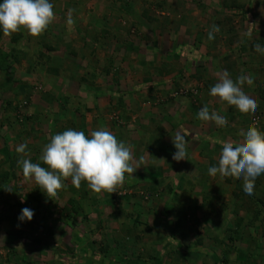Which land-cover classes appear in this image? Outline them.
Segmentation results:
<instances>
[{
    "label": "rangeland",
    "instance_id": "obj_1",
    "mask_svg": "<svg viewBox=\"0 0 264 264\" xmlns=\"http://www.w3.org/2000/svg\"><path fill=\"white\" fill-rule=\"evenodd\" d=\"M114 1L118 3L116 9L111 0H104L106 9L102 0H50V3L54 5V22L67 20L70 9L76 17L86 13L81 21L94 27L93 34L107 28L104 33L111 41L114 28L109 26L118 25L116 38L121 42L130 41L131 48L136 47L134 41L141 40L144 44L143 40L148 39L144 31V24L148 22L146 13L139 16L133 13L134 5L143 3L152 8L154 4L156 11L163 6L169 13L170 9L178 7L165 0H134V5L131 0ZM262 1L190 0L189 4H183L188 13H175L184 16V22L193 23L191 31L183 33L188 48L183 47L185 54L178 59L171 54L165 60L163 46L156 56L159 59L156 65L158 68V64L165 62L169 67H163L166 72H158L154 67V72L161 76L181 75L183 79L170 88L171 93L181 87L197 90V104H201L197 110L212 101L218 114L227 118L228 125L218 127L214 122L197 119L189 123L184 121V132L179 133L187 139V150L199 151L187 152L185 160L166 161L147 175H125L116 193L93 192L85 181L76 188L68 178L56 197H48L33 179L20 178L18 172L22 166L17 164L20 154L15 151L19 144L28 145V140H33L35 148L27 146L25 158L33 163L40 162L41 153L35 144L39 142V135L33 130L39 117L36 114V119H31L32 108H37L42 116L44 111L51 116L60 114L67 106L66 98L73 106L72 100H75L77 86L81 83L76 78L79 75L71 74L64 51L57 47L61 39L57 37L60 35L52 33L54 22L38 37L29 35L24 29L5 37L0 29V264H100L102 258L109 259V254L113 255L110 257L113 264H264V208L258 206L259 199L264 202V174L256 179L251 195L244 192L242 179L208 174V168L216 165L222 150L220 141L239 142L242 139L239 133L253 125L264 132V120H251L253 113H241L234 106L209 95L210 87L218 82L219 74L224 71L233 81L241 74L251 75L253 85L245 84L243 90L256 99L257 111L264 108V52L254 49L255 44L264 48ZM98 10L106 12L103 14L108 16L107 27L90 16ZM117 10L121 15L115 19ZM213 24L220 30L209 40L208 33ZM199 28L204 30L199 33ZM169 38L171 42L172 36ZM173 38L176 40V35ZM127 41L120 47L125 49ZM170 60H175L172 71ZM82 62L81 70H84L86 61ZM89 69L82 75L85 76ZM26 87L29 88L27 93L18 96ZM79 93L85 92L78 90ZM46 95H50V103ZM27 99L30 104L25 101ZM68 108L66 116L74 112L70 106ZM100 108L81 107L76 117L85 116L84 122L90 123L102 116L103 124L118 118L119 121L130 119V113L122 109L120 102L111 101ZM208 108L212 109L211 106ZM168 110L169 118L178 117ZM148 117L137 119L147 122ZM52 121L56 125L60 122L53 118ZM69 122L51 130L49 121L47 134L51 133V137L61 133V128L65 131L75 127ZM151 123L139 134L147 133L148 138H157L159 134L154 133L161 131L154 128V118ZM156 123L160 128V121ZM111 124L94 130L105 128L122 141L109 129L113 128ZM206 146L210 148L207 150ZM173 149L170 157L176 151L175 147ZM132 152L135 157L133 149ZM189 154L193 159L188 157ZM41 166L45 167L42 163ZM161 181L160 188L151 190L150 187ZM170 185L172 189L167 192L164 187ZM24 208L34 212L31 221L18 220ZM246 215L249 217L247 224L244 222ZM237 217H242L243 226H235ZM54 238L64 240V245L60 243L59 246ZM75 244L77 249L69 252ZM253 254L256 256L252 257ZM26 256L37 257L26 259Z\"/></svg>",
    "mask_w": 264,
    "mask_h": 264
},
{
    "label": "crops",
    "instance_id": "obj_2",
    "mask_svg": "<svg viewBox=\"0 0 264 264\" xmlns=\"http://www.w3.org/2000/svg\"><path fill=\"white\" fill-rule=\"evenodd\" d=\"M131 1H133L134 5V0ZM165 1L168 3L174 2L178 7L174 8L173 10L170 9L171 13H169V10L163 6L156 11V9H154V4H152V8L149 4L143 6V3H137L136 6H133V13H138V16L141 15V13H146V17L148 18L147 24H144L145 22L143 20L141 21H143V24L145 25L144 31L146 33V36H148V39L143 40L142 43L144 44H141V40L134 41L136 47L133 46L132 48L131 46H129L130 41L127 40H124L127 41L126 48L123 49L120 47V44L122 45V42L124 41H118V39L116 38V35L118 34L117 31H119L118 25L109 26V28H114L112 31L113 35L110 37L111 41L106 38L104 33V31H107V28L103 29L99 33L93 34L91 30L94 27L92 25H87V23L82 24L81 18H83L86 13H81L77 17L73 15L75 16L74 21H77V24H74L72 26L67 25L65 19L54 22L55 24L53 25L54 28L52 33L60 35L57 37H60L61 39L60 46L57 47L60 48V50L64 51L66 61H68L69 63L71 74L79 75V77H76L79 80L78 82L81 83L77 86L79 87V92L84 91L85 93H79L78 95L77 90L75 94V100H72L73 106L71 101L69 102V100L66 98L67 100L65 101L67 102H65V104H67V106L66 108H64L66 110L64 111V109H62L60 114H54L53 116L45 111L44 114L46 115L43 114L42 116V113L37 108H32V112L34 115L31 119H36V114L39 117V119L36 120L37 126H35V129L33 130H35V132L39 135V142L35 144L40 153L42 152L44 145L50 141L51 133L47 134L46 124H48V122L50 121L49 128L53 130L54 128H58V125L64 123L66 124L70 120L69 123L71 127L73 126V124L75 126L72 127V129L74 128L73 130L83 131L86 136L90 135V133L94 131V128L96 129L99 127H105L112 123L111 127L113 128L109 129H111L118 136V138L120 137L126 145L131 146V150L133 149L135 153L134 160H139L141 157H143V163L135 173H145L147 175L149 172L154 171L160 164H166V161L172 162L173 158L172 156L170 157V155L174 151V145L172 143L173 135H176L177 133H179V131L184 132V121H187L189 123L190 120L192 121L199 119L197 118V107H195L191 103L188 96L172 97L170 94V88L172 86L174 87L175 85H178L179 81L183 79V77L181 75L174 74L165 75V73V76H161L160 73L156 74L154 72V67L158 70V72H166L163 67H169V64H165V62L158 64V68L156 65V62H158L159 60L156 58V56L159 55V52L162 50L163 46L164 53L162 57L166 58L165 60H167L171 54L174 58L176 56V59H178L180 56H183L182 54H185L184 50L182 49L183 47L186 48L188 45L184 42L183 33L190 32L193 26V23L189 22V20H186L185 22L183 21L185 19L184 16L180 17V15H175V13H183V11L188 13L189 10L187 11L186 9H184L183 4H189L190 0ZM102 2L104 4V0H102ZM111 2H113L116 9L118 7L116 6V4L118 3H116V1L114 0H111ZM211 2H214V0H211ZM104 6L106 9L107 5L104 4ZM186 7L188 8V5H186ZM103 13L106 12L98 10L90 13V16L92 18L95 17L97 21L100 20L98 23L103 24L104 27H107L105 23L107 24L108 22V16L104 15ZM193 13H196V11H193ZM107 14L109 15L108 12ZM110 15L112 14L110 13ZM115 15L116 16H114V18L117 19V16H120L121 13L117 10L115 12ZM83 28L86 29L83 31ZM202 30H204V28H202ZM202 30L201 28H199L198 32L200 33ZM158 31L161 32L162 35ZM170 35L172 36L171 42L169 38ZM174 35H176L177 41L174 40ZM152 39L153 41H151ZM134 42L132 41V43ZM166 43H168V45ZM74 50L77 52H74ZM82 60L86 61V67L84 70H81L82 64L84 63L82 62ZM59 61H62V59H59ZM169 62L173 63L172 68H169L172 71L174 69L173 65L175 63V60H170ZM64 67L66 66L64 65ZM88 69L89 72L85 76H83L82 73L84 74V72H86ZM28 87L24 89L22 88L23 90L18 96L21 97L25 95L29 90ZM49 96L50 95L45 96V98L48 99V103L51 102V100L49 99L51 97ZM25 98L26 96L23 99ZM27 100L25 101L30 104V100ZM111 101L120 102L122 109L125 112L130 113V119H126V121H119L118 118L110 121V123L103 124L101 119L102 116H100L97 117V119L92 120L90 123H87L84 122L83 117L85 116L76 117L77 113H75V111L68 116H66L68 112L65 113L69 110L68 106H70L73 110L74 108L81 109V107L101 109V106H107L108 102ZM170 104L174 105V107H170ZM199 105L201 106V104ZM206 105L212 107V109L209 108L210 112L213 110H218L214 107L212 101L207 102ZM59 106L61 108L63 107V105ZM53 110L55 111L56 109ZM167 110L171 115L178 116L179 118H169L170 116L168 115ZM147 116H149V120L147 122L146 120L137 119L139 117L145 119V117ZM52 118L55 119V121L60 122L56 125L53 123ZM153 118L155 121L154 128L157 131H161L154 134H159V136L157 138H148L147 136H145L147 135V133H145L144 135L139 134L141 129H148V127L152 125L151 121L153 120ZM159 121L160 128L156 123ZM199 125H197V130H200L201 128ZM125 129H128V131H126ZM62 132L63 130L61 128V133ZM28 142V147L35 148L33 140H28ZM208 148L210 147L206 146L207 150ZM196 151H199V149H196L195 151L187 150V152H190V154L195 153ZM137 152L139 153L138 157H136ZM190 154L188 155V157H191V159H193ZM44 166L46 167V165ZM18 173L20 178L24 180L25 178L22 174V169ZM125 175L127 176L128 174L126 173ZM155 187H157V184L153 188H150L151 190H153L155 189ZM39 189L41 188L39 187ZM82 194H86V192H82ZM86 195H88V193ZM88 199L90 200V202H92L90 197H88ZM12 207L13 205L10 208ZM120 222H122V220H120ZM60 239L61 238H54L53 240L59 243V246H61L60 243L64 245V240L62 241ZM35 247L38 249L40 248L36 245ZM75 249H77L76 244L74 245L72 250H69V252H74ZM31 257L26 256L25 258L30 259Z\"/></svg>",
    "mask_w": 264,
    "mask_h": 264
},
{
    "label": "clouds",
    "instance_id": "obj_3",
    "mask_svg": "<svg viewBox=\"0 0 264 264\" xmlns=\"http://www.w3.org/2000/svg\"><path fill=\"white\" fill-rule=\"evenodd\" d=\"M68 12L66 23L74 25L72 13ZM56 19L54 5L50 0H2L0 2V29L5 37L24 29L29 35L38 37ZM215 24L211 26L208 39H214V33L219 32ZM250 35V34H248ZM254 49L264 52L260 44ZM254 81L251 75H239L235 81L227 71L219 74L218 82L209 89L211 97H218L221 102L234 106L241 113H255L258 104L243 90L245 84L251 86ZM173 96H188L195 107L197 104V90L181 87ZM197 104V105H196ZM20 107V106H19ZM197 118L202 121L214 122L218 127L228 125L226 117L211 111L205 105L200 108ZM239 142L220 141L222 150L215 166L208 168L210 176L219 175L221 178L233 177L242 179L243 190L251 195L254 192L255 181L264 174V132L256 126H249L242 130ZM176 149L173 160H185L187 156V139L185 135L177 133L172 137ZM27 144L21 143L15 151L20 154L17 161L22 166L25 179H33L48 197H56L58 191L64 187V180L71 178L74 187L79 188L81 181L96 193H116V189L125 180V174L133 175L143 163V157L134 160L130 145L118 141L116 136L105 128L94 130L86 136L83 131L68 129L50 137L42 149L38 163L25 158ZM46 165V167L41 166ZM7 191H11L8 189ZM53 200V199H52ZM34 212L28 208L21 210L19 221H31Z\"/></svg>",
    "mask_w": 264,
    "mask_h": 264
},
{
    "label": "trees",
    "instance_id": "obj_4",
    "mask_svg": "<svg viewBox=\"0 0 264 264\" xmlns=\"http://www.w3.org/2000/svg\"><path fill=\"white\" fill-rule=\"evenodd\" d=\"M0 2H2V0H0ZM263 2V4H264V1H262ZM258 4H260V3H258ZM243 7H244V4L242 5ZM230 30V29H229ZM254 92H255V89L253 90ZM252 91V93H254ZM255 94V93H254ZM68 99V98H67ZM66 99V100H67ZM80 110V108H74V111H75V113L77 112V111H79ZM257 111V110H256ZM252 115V114H251ZM250 115V116H251ZM251 120H256V122L257 121H262V120H264V108H262V110H260V111H257L256 113H254L252 116H251V118H250ZM164 177V176H163ZM166 177H169V176H167V175H165V179H168V178H166ZM162 180H164V179H162ZM170 181H172V180H170ZM163 184V182L161 181L160 183H159V185H157V189L158 188H160L161 187V185ZM165 188V190L167 191V192H170L171 191V189H172V186L170 185V186H166V187H164ZM236 203V202H235ZM234 203V205H236L237 206V204H235ZM258 203H259V205L258 206H260L261 208H264V202H262V199H259L258 200ZM259 213V212H258ZM255 217L257 216L256 214L254 215ZM248 219H249V217H248V215H246V218L244 219V222L247 224L248 223ZM242 220V217H237V221L235 222V226H243V224H242V222H240ZM110 255V257H113V255L112 254H109ZM108 254H107V256H109ZM254 256H256V254H253L252 255V257H254ZM109 257V259L108 260H106V259H104V258H102V260H101V262H100V264H113V262H112V258H110Z\"/></svg>",
    "mask_w": 264,
    "mask_h": 264
}]
</instances>
